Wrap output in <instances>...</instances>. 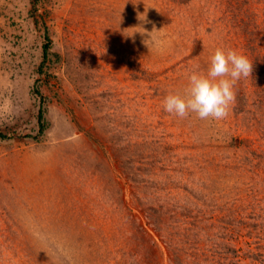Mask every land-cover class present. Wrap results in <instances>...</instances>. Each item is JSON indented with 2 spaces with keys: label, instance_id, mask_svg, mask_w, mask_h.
I'll use <instances>...</instances> for the list:
<instances>
[{
  "label": "rangeland",
  "instance_id": "1",
  "mask_svg": "<svg viewBox=\"0 0 264 264\" xmlns=\"http://www.w3.org/2000/svg\"><path fill=\"white\" fill-rule=\"evenodd\" d=\"M217 47L227 118L165 112ZM0 134V264H264V0H0Z\"/></svg>",
  "mask_w": 264,
  "mask_h": 264
},
{
  "label": "clouds",
  "instance_id": "2",
  "mask_svg": "<svg viewBox=\"0 0 264 264\" xmlns=\"http://www.w3.org/2000/svg\"><path fill=\"white\" fill-rule=\"evenodd\" d=\"M154 32L159 31L153 28L148 35L158 47L160 42L151 35ZM252 73L253 64L246 55L217 47L209 58L206 72H192L183 94L169 93L164 98V111L181 119L194 114L201 120H223L235 102V85Z\"/></svg>",
  "mask_w": 264,
  "mask_h": 264
},
{
  "label": "trees",
  "instance_id": "3",
  "mask_svg": "<svg viewBox=\"0 0 264 264\" xmlns=\"http://www.w3.org/2000/svg\"><path fill=\"white\" fill-rule=\"evenodd\" d=\"M46 44L44 45V58L46 59L48 54H49V50H50V39H49V36H46ZM44 115H45V110H44V107L42 105V108L40 110V113H39V122H40V134H43L45 132V129H46V124H45V121H44ZM0 138L1 139H6L7 137L3 134H0Z\"/></svg>",
  "mask_w": 264,
  "mask_h": 264
}]
</instances>
